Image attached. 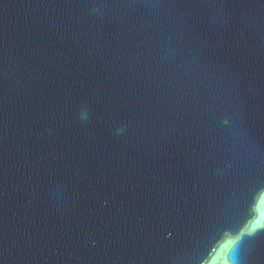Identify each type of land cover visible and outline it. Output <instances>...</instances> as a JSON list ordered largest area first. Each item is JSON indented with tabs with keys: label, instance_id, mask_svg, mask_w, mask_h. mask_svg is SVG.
Returning a JSON list of instances; mask_svg holds the SVG:
<instances>
[{
	"label": "water",
	"instance_id": "water-1",
	"mask_svg": "<svg viewBox=\"0 0 264 264\" xmlns=\"http://www.w3.org/2000/svg\"><path fill=\"white\" fill-rule=\"evenodd\" d=\"M264 104V0H141Z\"/></svg>",
	"mask_w": 264,
	"mask_h": 264
},
{
	"label": "clouds",
	"instance_id": "clouds-1",
	"mask_svg": "<svg viewBox=\"0 0 264 264\" xmlns=\"http://www.w3.org/2000/svg\"><path fill=\"white\" fill-rule=\"evenodd\" d=\"M249 225L253 227L249 228L248 234L253 235L255 234V232L264 229V218H262L258 213V215L252 221L249 222ZM239 239V236L235 238H230L229 240L225 241L222 245L223 258L225 261L230 260L233 262V264H235V262L238 260L237 244Z\"/></svg>",
	"mask_w": 264,
	"mask_h": 264
},
{
	"label": "snow or ice",
	"instance_id": "snow-or-ice-1",
	"mask_svg": "<svg viewBox=\"0 0 264 264\" xmlns=\"http://www.w3.org/2000/svg\"><path fill=\"white\" fill-rule=\"evenodd\" d=\"M255 210L259 213V215L264 218V194H261L258 198H257V203L255 206ZM253 226H250L249 228H251Z\"/></svg>",
	"mask_w": 264,
	"mask_h": 264
}]
</instances>
